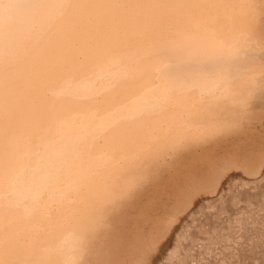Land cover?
Wrapping results in <instances>:
<instances>
[{
	"label": "bare ground",
	"instance_id": "obj_1",
	"mask_svg": "<svg viewBox=\"0 0 264 264\" xmlns=\"http://www.w3.org/2000/svg\"><path fill=\"white\" fill-rule=\"evenodd\" d=\"M263 223L264 0H0V264H264Z\"/></svg>",
	"mask_w": 264,
	"mask_h": 264
},
{
	"label": "rangeland",
	"instance_id": "obj_2",
	"mask_svg": "<svg viewBox=\"0 0 264 264\" xmlns=\"http://www.w3.org/2000/svg\"><path fill=\"white\" fill-rule=\"evenodd\" d=\"M263 184V183H262ZM258 185H260V184H258ZM253 190H254V188H253ZM241 194L239 193V192H237V190L236 191H234V193L232 194V196H230L229 198L228 197H225L223 200H222V202L220 203V204H218L217 206L218 207H221L220 209H221V212H223L224 214H226V209H229V206H228V204H231L232 206H233V209H237V208H239L240 207V203L242 202L243 204L245 203V201L243 200V199H241ZM241 201V202H240ZM217 206H215L214 208L213 207H211V208H213V209H210V215L209 216H206L207 214H203L205 217H214V219L216 220V218H218L217 216H218V213H219V211L217 212V209H215V208H217ZM227 206V207H226ZM226 207V208H225ZM231 209V208H230ZM232 210V209H231ZM217 212V213H216ZM202 215V216H203ZM225 216L226 215H223V218H225ZM250 216V215H249ZM249 216L247 217V220H248V218H249ZM256 217V216H255ZM222 218V217H221ZM213 219V220H214ZM214 220V221H215ZM252 220V221H251ZM251 220L249 219V221L248 222H250L251 223V227H256L257 226V220H255V219H253V218H251ZM200 223V219H198L197 221H195V223H194V227H195V230L198 228V224ZM264 224V223H263ZM253 225V226H252ZM189 232V230L187 231V233ZM196 234H198L197 232H196ZM230 249H233L232 247H230ZM219 254H221V252L219 251ZM222 259V258H221ZM217 264H219V263H217ZM262 264V263H261Z\"/></svg>",
	"mask_w": 264,
	"mask_h": 264
}]
</instances>
